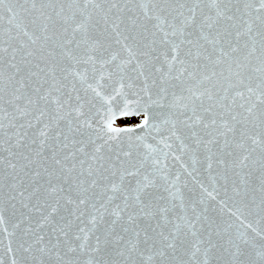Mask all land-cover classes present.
<instances>
[{
  "label": "snow or ice",
  "instance_id": "6c2138e0",
  "mask_svg": "<svg viewBox=\"0 0 264 264\" xmlns=\"http://www.w3.org/2000/svg\"><path fill=\"white\" fill-rule=\"evenodd\" d=\"M0 264H264V0H0Z\"/></svg>",
  "mask_w": 264,
  "mask_h": 264
},
{
  "label": "rangeland",
  "instance_id": "374dc122",
  "mask_svg": "<svg viewBox=\"0 0 264 264\" xmlns=\"http://www.w3.org/2000/svg\"><path fill=\"white\" fill-rule=\"evenodd\" d=\"M134 122H136V121H135V118L129 120V119H125V118L121 117V118H118V119L116 120L115 123H116V124H117V123H118V124H127V123H134Z\"/></svg>",
  "mask_w": 264,
  "mask_h": 264
},
{
  "label": "water",
  "instance_id": "95a60500",
  "mask_svg": "<svg viewBox=\"0 0 264 264\" xmlns=\"http://www.w3.org/2000/svg\"><path fill=\"white\" fill-rule=\"evenodd\" d=\"M118 118H121V117L117 114V116H116V120H117ZM115 122H116V121H114V126H117V124H116Z\"/></svg>",
  "mask_w": 264,
  "mask_h": 264
}]
</instances>
